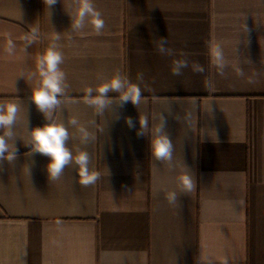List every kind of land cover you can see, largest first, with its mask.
Returning <instances> with one entry per match:
<instances>
[{
    "label": "crops",
    "instance_id": "obj_1",
    "mask_svg": "<svg viewBox=\"0 0 264 264\" xmlns=\"http://www.w3.org/2000/svg\"><path fill=\"white\" fill-rule=\"evenodd\" d=\"M92 2L100 34L90 17L72 29V0H0V105L18 106L15 158L0 160V264H264V0ZM57 33L66 87L53 119L73 156L89 154L88 186L74 162L50 179L49 157L30 144L48 123L31 100L37 60ZM160 37L173 55L158 51ZM178 59L189 66L173 75ZM116 75L140 87V102L110 91L98 112L86 89ZM162 121L170 162L151 152ZM184 173L195 190H181Z\"/></svg>",
    "mask_w": 264,
    "mask_h": 264
},
{
    "label": "clouds",
    "instance_id": "obj_2",
    "mask_svg": "<svg viewBox=\"0 0 264 264\" xmlns=\"http://www.w3.org/2000/svg\"><path fill=\"white\" fill-rule=\"evenodd\" d=\"M57 0H44L46 7L55 5ZM75 6V16L72 17L71 27L73 30H81L85 27L88 18H91V24L97 34L105 27V22L101 13L94 7L92 0H72ZM38 28H32L30 34L23 37L26 42V48L34 42L38 37ZM60 39L59 34L55 36L53 42L47 50L39 56L37 60V70L41 78L39 87L32 90L31 100L37 109L44 114L48 121L43 127H37L30 130L31 145L33 150L49 157L47 172L50 179H59L64 169L73 162L78 166L79 183L83 186L94 184L98 179V173L89 170V154L86 151H79L73 156L71 150L66 147V142L69 139V133L62 123H56L53 119V114L60 106L59 97L65 92V74L60 69L59 65L63 63V55L57 50V40ZM167 43L166 38H158V51L161 54L173 55L171 49L165 48ZM14 44L11 40L8 41L7 51L11 53ZM220 51L217 49L216 57L220 59ZM188 62L184 59H178L173 64V75H180L183 68H187ZM194 71L203 72V68L198 65L193 66ZM142 78V77H141ZM114 91L119 93L120 102L131 101L137 105L141 99V89L139 86L130 83L126 78L120 75L114 76L110 81L102 83L96 89L88 87L86 89V102L94 106L98 112H103L109 106L111 98L108 93ZM96 95H93V93ZM18 106L15 103L0 105V160L15 158V146L12 143L10 146L8 141L13 140L15 135L13 127L17 120ZM72 125L77 124L76 119L70 121ZM126 123L130 128H134L135 124L132 119L126 118ZM140 131L138 135H144L148 129L147 117L139 118ZM82 140L86 143L89 139L88 132L80 128ZM173 146L166 134L163 133V121L156 129L155 136L151 140L152 155L159 161H171ZM179 182L182 185V191L191 192L196 188V182L193 176L184 173L179 177ZM167 199L170 203H175L177 195L175 192L168 194ZM206 264H212L210 258L205 257ZM224 264H228L227 260Z\"/></svg>",
    "mask_w": 264,
    "mask_h": 264
}]
</instances>
